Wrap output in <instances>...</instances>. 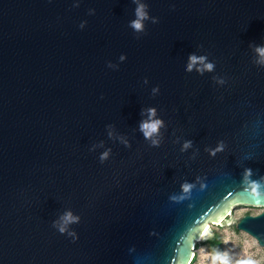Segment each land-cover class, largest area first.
I'll return each instance as SVG.
<instances>
[{"label": "water", "instance_id": "1", "mask_svg": "<svg viewBox=\"0 0 264 264\" xmlns=\"http://www.w3.org/2000/svg\"><path fill=\"white\" fill-rule=\"evenodd\" d=\"M140 2L143 33L133 0H0V264H190L264 207V0ZM236 227L264 246V209Z\"/></svg>", "mask_w": 264, "mask_h": 264}, {"label": "rangeland", "instance_id": "2", "mask_svg": "<svg viewBox=\"0 0 264 264\" xmlns=\"http://www.w3.org/2000/svg\"><path fill=\"white\" fill-rule=\"evenodd\" d=\"M263 206L239 204L234 206L218 224L200 236L190 264H264V246L255 237L236 227L244 214H256Z\"/></svg>", "mask_w": 264, "mask_h": 264}, {"label": "clouds", "instance_id": "3", "mask_svg": "<svg viewBox=\"0 0 264 264\" xmlns=\"http://www.w3.org/2000/svg\"><path fill=\"white\" fill-rule=\"evenodd\" d=\"M134 3L137 4V7L135 9V19L130 21L129 27L134 30L136 33H143L145 31V21L151 19L152 23H158V18L156 17H150L148 13V6L146 3H141L140 0H133ZM94 9L89 10V14H94ZM86 22H82L80 27L83 28L85 26ZM256 55L259 57L258 60L255 61L257 65L264 66V46H257L254 49ZM121 61H124L126 59L125 55H121L119 58ZM206 57L205 56H196L191 55L189 58V63L187 65V71L191 72L193 68L197 65H201V67H197L196 71L199 73H203L204 71L211 72L214 69L213 63H206ZM108 67L113 68L116 67L112 65L111 63L108 64ZM147 83V79L144 81ZM220 83H223L224 81H219ZM159 89L154 88L153 92H157ZM148 118L143 120L140 124V131L143 132L145 139H150L153 146L159 145V140L154 139V135L159 133V129L162 127L163 122L160 119H155L156 116V110L154 108L147 109ZM111 135V133H109ZM190 146V142L185 143L184 148H188ZM211 155H215V152H212ZM109 156V152L105 151L101 154L100 160L101 162L105 161ZM185 190L187 189V185L183 186ZM80 217L73 215L71 211L65 212L63 216L60 217V220L57 222H54V227L57 228V230L64 234L65 232H68V225L73 223H78ZM69 236H72L73 239L77 238L76 234L74 232H68Z\"/></svg>", "mask_w": 264, "mask_h": 264}, {"label": "snow or ice", "instance_id": "4", "mask_svg": "<svg viewBox=\"0 0 264 264\" xmlns=\"http://www.w3.org/2000/svg\"><path fill=\"white\" fill-rule=\"evenodd\" d=\"M187 250V246L185 247V250L184 251H186Z\"/></svg>", "mask_w": 264, "mask_h": 264}, {"label": "bare ground", "instance_id": "5", "mask_svg": "<svg viewBox=\"0 0 264 264\" xmlns=\"http://www.w3.org/2000/svg\"><path fill=\"white\" fill-rule=\"evenodd\" d=\"M206 231H207V230H206ZM206 231H205V232H206ZM205 232H204L203 234H205ZM202 236H203V235H202Z\"/></svg>", "mask_w": 264, "mask_h": 264}]
</instances>
